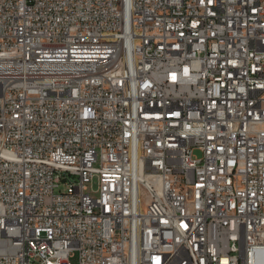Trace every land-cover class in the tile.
<instances>
[{"label":"built area","instance_id":"built-area-1","mask_svg":"<svg viewBox=\"0 0 264 264\" xmlns=\"http://www.w3.org/2000/svg\"><path fill=\"white\" fill-rule=\"evenodd\" d=\"M75 254L264 264V0H0V264Z\"/></svg>","mask_w":264,"mask_h":264},{"label":"bare ground","instance_id":"bare-ground-1","mask_svg":"<svg viewBox=\"0 0 264 264\" xmlns=\"http://www.w3.org/2000/svg\"><path fill=\"white\" fill-rule=\"evenodd\" d=\"M190 35H194V38H201V31H197V27H190ZM215 113H222V105H215Z\"/></svg>","mask_w":264,"mask_h":264},{"label":"rangeland","instance_id":"rangeland-1","mask_svg":"<svg viewBox=\"0 0 264 264\" xmlns=\"http://www.w3.org/2000/svg\"><path fill=\"white\" fill-rule=\"evenodd\" d=\"M194 154L199 158L202 156V152L200 150H197V149L194 151ZM96 183H97V181L95 179V181H94L95 187L97 185ZM61 189H63V187H61ZM57 192H58V189H57ZM70 264H78V256L76 254L70 258Z\"/></svg>","mask_w":264,"mask_h":264}]
</instances>
